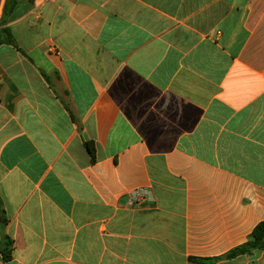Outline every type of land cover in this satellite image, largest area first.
Masks as SVG:
<instances>
[{"label": "crops", "instance_id": "crops-1", "mask_svg": "<svg viewBox=\"0 0 264 264\" xmlns=\"http://www.w3.org/2000/svg\"><path fill=\"white\" fill-rule=\"evenodd\" d=\"M8 26L0 264H264L227 257L264 222V0H14Z\"/></svg>", "mask_w": 264, "mask_h": 264}, {"label": "trees", "instance_id": "trees-1", "mask_svg": "<svg viewBox=\"0 0 264 264\" xmlns=\"http://www.w3.org/2000/svg\"><path fill=\"white\" fill-rule=\"evenodd\" d=\"M13 1L14 0H7L3 8L2 17L0 19V46L2 44H11L13 46H16V43L11 33L10 27L8 26L9 13L11 11V4H13ZM86 146L88 148L89 153L91 154L92 159L95 160L96 148H95L94 143L87 142ZM0 220H1L2 226L6 224L4 211L1 206H0ZM2 238L4 241L9 239V237L5 235L3 232H2ZM256 249H264V222H261L256 226V228L251 233L249 240L246 243L233 249L227 255V257L233 258L239 255L250 253ZM4 251H5V248H4ZM4 258L6 260L8 259L7 253L4 254Z\"/></svg>", "mask_w": 264, "mask_h": 264}, {"label": "built area", "instance_id": "built-area-1", "mask_svg": "<svg viewBox=\"0 0 264 264\" xmlns=\"http://www.w3.org/2000/svg\"><path fill=\"white\" fill-rule=\"evenodd\" d=\"M153 198L146 189H135L127 195V201L131 207H139L144 202H152Z\"/></svg>", "mask_w": 264, "mask_h": 264}, {"label": "water", "instance_id": "water-1", "mask_svg": "<svg viewBox=\"0 0 264 264\" xmlns=\"http://www.w3.org/2000/svg\"><path fill=\"white\" fill-rule=\"evenodd\" d=\"M2 0H0V8H1Z\"/></svg>", "mask_w": 264, "mask_h": 264}]
</instances>
